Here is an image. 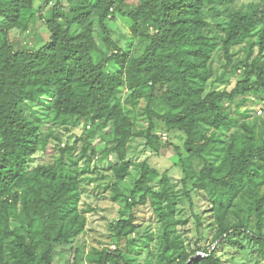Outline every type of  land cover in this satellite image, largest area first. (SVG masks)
I'll list each match as a JSON object with an SVG mask.
<instances>
[{"label": "trees", "instance_id": "obj_1", "mask_svg": "<svg viewBox=\"0 0 264 264\" xmlns=\"http://www.w3.org/2000/svg\"><path fill=\"white\" fill-rule=\"evenodd\" d=\"M34 1L0 0L4 20L0 27V264H61L67 254L72 264H82L85 256V250L75 245L86 224L78 209L80 189L73 168L77 145L61 149L54 163L33 165L48 134L43 132V121L26 114L24 106L29 103L46 105L55 120L77 118L110 130L113 144L104 153L116 155L113 169L120 180L129 174L126 157L134 137H144L147 146L159 153L158 123L168 132L183 133L188 156L179 147L176 151L184 167V184L194 181L218 206L220 244L233 239L231 232H245L264 249V119L258 127L247 121L251 111L241 109L256 98L264 99V4L238 7L232 6L235 0H135L136 8L126 11L123 4L134 0H67L69 9L63 0H43L35 10ZM36 14L48 29L47 43L38 50L19 47L13 31L25 29ZM115 14L132 22L133 37L143 44L141 55L128 54L115 40L109 27ZM219 16L227 19L225 29L220 37H212L208 18L215 21ZM243 41L248 45L246 55L235 61L234 48ZM218 47L227 68L241 72L231 91H207L213 76L210 61ZM110 65L114 73L108 72ZM230 107L243 121L223 140L218 131L230 130ZM139 109L147 122L140 130L135 122ZM82 140L79 156H87L90 166L99 152L90 136ZM194 161L200 167H194ZM138 166L141 173L134 189L126 194L114 185L115 198L124 200L130 211L151 200L165 227L160 264H221L215 251L201 257L199 248L189 256L183 242L172 236L174 198L168 189L155 190L151 185L159 177L166 182L167 177L146 162ZM238 202L246 204L247 216L229 223L228 210ZM11 211L17 214L24 235L12 227ZM125 212L112 225L117 237L130 234L135 226ZM96 261L138 264L111 248Z\"/></svg>", "mask_w": 264, "mask_h": 264}, {"label": "rangeland", "instance_id": "obj_2", "mask_svg": "<svg viewBox=\"0 0 264 264\" xmlns=\"http://www.w3.org/2000/svg\"><path fill=\"white\" fill-rule=\"evenodd\" d=\"M43 0L34 1V9L37 10ZM263 3L264 0H235L232 6L248 5L250 3ZM66 9H69L68 1L63 0ZM53 4L48 6L46 15H49ZM137 1L123 4L122 8L126 11L135 9ZM211 22L209 29L212 37L223 35L227 19L219 16L215 21L208 18ZM4 20L0 17V27ZM97 20H95V25ZM221 24L222 27H219ZM132 22L122 16L115 14V19L109 21V27L117 43L125 49L128 54L141 55L143 44H140L133 37L131 31ZM95 37L102 48L106 51L98 33ZM14 41L19 47H29L38 50L47 43L49 32L45 22L36 14L35 18L28 20L25 29L17 28L13 31ZM253 40L256 43L258 52L259 32L256 30L253 34ZM248 45L241 42L236 45L234 50L236 55L235 61L246 55ZM227 62L218 47L210 61L213 69V76L207 83V91L224 90L231 91L241 78V72H233L227 68ZM108 72L114 73V65H110ZM255 103L247 102L242 106V110H249L250 117L247 119L250 123H257L261 127L264 119V99L256 98ZM145 105L141 103V109ZM26 114L32 118H39L43 121L42 129L44 134H48L47 141L40 144V150L35 156L33 165L51 164L59 157L60 150L66 146L77 145L73 154L77 164L73 166L79 183L80 198L78 209L85 216V230L81 238L75 242L85 250V256L82 264H98L96 261L101 252L107 248L120 249L128 257L135 258L138 264H160L162 263V252L165 249L164 241V224L159 222L151 200L137 204L130 211L126 210L124 200L115 198L114 185L120 192L130 194L135 187L136 180L140 177L142 163H148L150 167L155 168L160 176H166L167 181L161 182L160 177L151 182L155 190L168 189L175 201L173 213L174 230L173 237H177L183 242L189 256L198 252L199 256L204 257L206 251L214 252L216 257L221 260V264H264V249H261L260 243L255 237H250L247 233H233L230 241L220 244L218 240L221 227L217 216V205L211 201L206 192L197 189L194 181L184 184L185 172L176 149L179 147L182 154L187 157L185 151V135L179 131H166L165 127L159 124L156 133L160 136L161 150L155 152L150 146H147L146 139L141 136L134 137L129 145L126 160L130 162L129 174L126 178L120 180L117 178L113 166L117 163L115 154L105 155L104 150L113 144L111 142L112 133L106 128L97 129L96 126L86 123L84 120L77 118H58L49 117V109L46 105L27 104L24 106ZM139 109V111L141 110ZM230 115L233 119L231 128H221L218 133L225 140L227 135L239 128L243 121L242 116L234 107H230ZM135 118L137 129H144L147 122L141 115V111ZM90 136L93 144L97 146L99 152L90 166L87 164V156L80 158L79 153L84 145L85 137ZM194 167H200L199 161H194ZM140 192L138 195H141ZM246 204L238 202L234 207L229 209L227 219L229 223L237 219L245 218ZM126 210V212L124 211ZM125 212L126 218H132L135 224L130 234H123L117 237L112 230V225ZM11 224L18 235H24L20 228L17 214L11 211ZM250 219H254L251 217ZM255 220L251 221V226L255 227ZM264 233V232H263ZM255 235V234H254ZM258 238V236H257ZM120 239V240H119ZM67 259L61 260V264H72L67 254ZM162 257V258H161ZM70 260V261H69ZM57 262L60 263V260Z\"/></svg>", "mask_w": 264, "mask_h": 264}]
</instances>
